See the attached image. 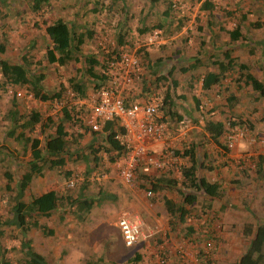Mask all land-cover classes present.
Instances as JSON below:
<instances>
[{
  "label": "rangeland",
  "instance_id": "obj_1",
  "mask_svg": "<svg viewBox=\"0 0 264 264\" xmlns=\"http://www.w3.org/2000/svg\"><path fill=\"white\" fill-rule=\"evenodd\" d=\"M97 1L102 7L95 8ZM210 1L215 5V12L214 18L209 20L207 13L202 16L198 4L189 0H172L176 9L179 10V16H187V24L181 32H172L170 36H165L163 33L165 44L159 42L141 47L140 42H134L132 47L128 46L126 49L121 47L119 50L123 48L136 53L145 48L147 53H144V58L147 59L144 60L146 62L148 59L164 61L156 67L157 69L155 68L158 75L165 74L172 67L174 68L172 76L178 80V87L174 92L171 90L170 94L179 98L176 100L175 110L181 116V121H171L167 110H164L167 131L159 153L179 151L182 154L184 150H189L194 143H197L198 158L204 161L206 166L212 168V171L207 169L201 171V175L222 186L224 191L222 201L213 202L209 209V202L200 197L193 206L191 218L186 223L187 227L194 226L195 232L188 235L186 227L183 229L184 226L177 231H172L163 197L166 196L180 203L181 199L177 190L161 192L151 202L143 192L121 183L116 166L108 164L106 159L101 167L89 173L88 170L92 165L88 163L87 154L82 151H85L90 142L91 132H86L87 127L79 123L68 128L69 133L74 134L73 139L77 140V143L71 146L72 155L68 164L65 168L46 169L41 177L32 182L26 199L38 197L49 190L65 193L66 188H69V192L74 195L79 191L84 179L88 177L90 184L85 191L87 197H96L102 193L105 196H116L117 200H106L101 206L95 207L89 218L82 224L76 223L70 214L64 215L62 222H59V214H52L50 218L41 219L40 224L49 228V232H53V235L49 237L44 235L41 229H34L27 235V238L31 241L34 250L44 255L49 264H133L130 260H134L137 255L140 261L136 264H159L162 257L166 258L165 264H205L207 257L215 264H233L246 252L249 244V239L242 234L244 225L264 224V181L255 183L258 176L256 174L257 163L260 157H264V98L258 100L257 94L251 87H237L233 76L224 81L223 93L217 88L204 92L201 86V75L198 72L181 74L179 71L182 67H189L197 58H200L201 51H207L210 58L215 48H220L222 52H225L228 47L226 45L228 37L226 32L220 33V26L226 25L229 30H232L243 15L247 16V23L257 20L264 22V3L251 0ZM111 2V0H51L49 8L45 7V10L33 13L29 3L15 1L11 4L10 11H2L5 17L0 16L2 17L0 34L4 33L9 40L4 57L17 62L22 56L23 48L36 40V47L31 50L30 54L35 61H43L45 43L38 29L45 28L47 21L62 18L69 23L76 22L81 26L94 25L96 36L93 40L84 43L81 55L97 54L102 60L103 54L107 55L117 47V31L114 27L118 22L126 23L127 34H122L128 35L129 33V38H136L132 34L139 27L140 20L146 16L148 24H157L159 16L155 14L165 8L164 4H159L156 10L150 9L148 0H122L116 6L110 7ZM122 7L127 8L126 13L121 12ZM108 9L111 11L108 12ZM228 12L236 14L234 17H229ZM209 21L212 22V27L209 26ZM173 27L175 30V26ZM245 33L248 41L246 43L241 41L231 46L235 47L232 57H237L238 60L247 64L251 71L264 81V67L261 69V66H264V25L259 30L251 29ZM213 34H218L214 42L211 41ZM138 57L144 70L133 89L141 90L144 96L145 92L148 94L150 90H153L165 97L168 90L167 82L150 85L153 81L149 79L151 71L146 69L142 56ZM207 61L208 59L204 58L203 62ZM80 67L81 63H72L65 69L57 70L53 66L47 67L44 84L50 91L57 90L60 85H63L66 91H70L68 80L78 75ZM95 70L100 72L98 68ZM143 80L147 83L145 84ZM93 91L89 89L88 92L91 94ZM232 95L236 97L235 107L229 109L227 100ZM183 96L186 98L181 99L180 97ZM11 97L10 90L6 95H0V149L1 146H6L17 160L16 164L8 161L0 165V186L2 188L6 184L3 178L5 170L2 167L8 165L12 174L21 175L24 170L19 169L18 171L17 168L20 159L27 160V157L22 158L21 144L7 138L6 135L7 121L4 118L10 108L9 98ZM194 98L199 100L200 110H197ZM23 99L26 106L25 112L29 113L32 108L38 107L45 118H51L53 121L58 119L60 112H55L50 108L49 102L37 103L28 96H24ZM208 112L214 113L217 119L225 122L227 130H230V119L234 116H240L246 122L251 123L254 130L247 133L235 150L227 152L223 148L225 143L223 138L220 140L222 146L219 148L203 136L202 126L204 120L209 117ZM32 135L44 143V135L39 133V130ZM80 135L82 137H79ZM220 150L227 153L224 160L220 158L223 157ZM204 156H207L206 159ZM179 160L181 165L172 164L166 160V165L169 167L160 175L179 180L181 178L180 167L189 165L186 159L180 158ZM66 172L78 175L79 181L74 187L68 186L70 181L65 176ZM7 201L8 193L4 189L0 190L2 221L10 217ZM127 213H137L146 225L145 238L131 247L125 245L117 227L119 218ZM212 220L214 221L211 222ZM2 229L6 232L2 241L8 250L7 258L12 259V264H22L13 260L11 252L13 247L19 246L18 242L22 238L20 231L11 227ZM181 251H184V255L180 253ZM64 252L67 253L63 255ZM0 264H2L1 261Z\"/></svg>",
  "mask_w": 264,
  "mask_h": 264
},
{
  "label": "trees",
  "instance_id": "obj_2",
  "mask_svg": "<svg viewBox=\"0 0 264 264\" xmlns=\"http://www.w3.org/2000/svg\"><path fill=\"white\" fill-rule=\"evenodd\" d=\"M15 1L29 3L30 5H28L33 13H39L43 9L45 10V7L49 8L51 2V0H0V16L5 17L2 11H10L12 9L11 4ZM111 1L110 7L116 6L122 0ZM189 1L199 4V10L207 12L209 20L214 18L215 5L210 0ZM251 1L264 3V0ZM148 2L150 9L155 10L159 4L165 5L163 11L155 14L159 16L158 23L154 25L148 24L145 16L140 20L139 27L132 35L136 36V38H144L154 32L160 31L161 35L164 33L165 36H170L172 32H181L183 30L187 24V16H179V10L176 9L172 0H148ZM95 5V8L102 7V5H99V1ZM108 10V12L111 11L110 9ZM126 10V7L121 8V12H125ZM235 14L233 12L227 13L229 17H234ZM263 23L260 20L247 23V16L243 15L232 30L220 26V32H226L228 37V44H226L228 47L225 52H222L220 48H215L210 58L207 51H201L200 56H202L191 63L189 67H182L179 70L180 73L198 72L201 75V86L204 92L217 88L219 92L223 93L224 81L233 76V81L237 84V87H251L257 94V99H263L264 81L260 80L247 64L238 60L237 57H232L235 47H231L241 41L246 43L248 38L245 31L249 32L251 29L259 30L263 27ZM173 26H175V30H173ZM209 26H213L211 21H209ZM114 29L117 31V47L113 50L114 52H118L121 47L126 49L128 46L132 47L134 45L133 43L136 41V38H129V33L125 35L127 34L126 23L118 22ZM38 31H40L45 43L43 61H35V58L30 54L31 50H34L36 47V40L23 48L22 56L17 62L6 59L4 55L7 52L9 40L8 36L4 33L0 34V95H6L9 90L13 93L12 97L9 98L10 108L4 118L7 121L6 135L7 138L21 144L22 158L27 157V160L20 159L18 167L16 166L18 171H20L19 169L24 170L21 175L17 173L12 174L8 165L2 167L5 170L3 178L6 184L3 188L0 186V190L3 191L4 189L8 193L7 205L10 211V217L6 220L2 221L0 217V261L2 264H12V259L7 258L8 250H6L2 241L6 234L2 228L11 227L14 230L20 231L22 238L18 242L19 246L11 249L14 261L16 260L22 264H49L44 255L34 250L31 241L27 238V235L34 229H41L43 234L49 237L53 235V232H49V228L40 224L41 219L50 218L52 214H59V222H62L64 215L70 214L76 223L82 224L89 218L95 207L101 206L106 200H117L116 196H105L102 193H99L96 197H87L85 191L90 184L88 177L84 179L79 191L74 195L69 192V188H66L65 193L50 190L38 197L31 198L30 200L26 199L32 182L41 177L46 169L51 167L65 168L68 164L72 155L71 146L77 143V140L73 139L74 134L69 133L68 128L81 122L78 118V112H76L75 106L72 103L63 107L56 121H53L51 118H45L38 107L32 108L27 113L25 112L24 96H31L37 103H53L59 100L66 92L65 87L60 85L57 90L50 91L44 84L45 70L51 66L55 67V70L65 69L72 63H81L78 75L68 80L69 89L78 98H86L89 94V89L96 90L108 85L107 78L101 72L105 67L107 55L103 54L102 60L101 56L97 54L90 56L81 55L84 43L93 40L96 36L94 25L91 27L87 25L81 26L76 24V22L69 23L62 18H57L51 20V22L47 21L45 28L42 30L39 28ZM217 35L213 34V37H211L212 42L216 40ZM144 53H147L145 48L136 52L138 56H142L146 69L151 71V78L149 79L153 81L150 85L167 82L168 90L165 95L164 110H167L171 121L180 122L181 116L175 110L177 106L176 100L179 98L170 94L171 90L174 92L178 87V80L172 76L174 68L172 67L165 74L158 75L155 70L157 65H152L150 59L146 62L144 59L147 58H144ZM204 58L208 59V63L203 62ZM214 59L216 61H213ZM263 67L261 66V69ZM95 68H98L100 72H97ZM144 83L146 84L147 82L144 81ZM19 91L24 93V96L18 97L16 93ZM140 95L128 97V104L140 102L142 95H144L143 92ZM180 98L184 99L186 97ZM194 101L197 110H200L199 100L194 98ZM227 101L229 109H233L236 97L234 98L232 95ZM208 113L209 117L204 120L202 126L203 136L221 147L220 140L224 139V135L228 132L227 124L217 119L214 113ZM236 127L244 129L247 132L254 130L253 125L243 120L240 116H234L233 119H230L229 128L233 129ZM38 130L39 133L44 135V143H41V140L32 135L36 131L38 132ZM88 131L91 132L89 128H86V132ZM123 133L124 129L115 120L106 122L99 133L91 132L90 142L85 151H82V153L87 154L89 157L87 159L88 163L92 165L91 169L88 170L89 173L101 167L104 159L107 160L108 164L114 165L125 154V147L117 139ZM196 148L197 143H194L189 150H184L182 154L179 151L173 153L174 157L186 159L189 163L187 167H180L181 178L179 180L174 177L169 178L168 176H164L163 178L155 179L153 184L155 194L165 192L166 190H177L181 202L176 203L164 196V207L170 218L169 225L172 231H177L184 226L183 229L186 227L188 235H192L195 232L194 226L187 227L186 223L191 218L193 206L199 198L201 197L203 200L208 201V208L210 209L213 202L222 201L224 197V191L220 184L212 182L207 177L201 175V171L205 169L212 171V168L206 166L204 161L197 157ZM223 148L229 152L226 143H224ZM16 160L17 158L12 156L6 146H1L0 165H4L8 161L16 164ZM263 170L264 157H260L257 163L256 174H262ZM171 174L173 175L172 172ZM65 176L70 181L74 177V174L66 172ZM155 198L150 201H154ZM145 228L146 225L144 232ZM242 234L246 239H249V244L246 252L233 264H264V224H245ZM66 253L64 252L63 255ZM139 261L140 257L137 255L134 260H130V263L136 264ZM205 264L215 263L207 257Z\"/></svg>",
  "mask_w": 264,
  "mask_h": 264
},
{
  "label": "built area",
  "instance_id": "obj_3",
  "mask_svg": "<svg viewBox=\"0 0 264 264\" xmlns=\"http://www.w3.org/2000/svg\"><path fill=\"white\" fill-rule=\"evenodd\" d=\"M163 41L161 32L158 31L142 39L136 38L135 42H140L142 47L166 42ZM113 52L107 54L102 70L108 81L107 86L94 90L83 99L78 98L70 89L59 100L50 103L49 107L59 113L65 105L72 103L78 112L80 124L93 133H99L106 122L117 121L124 129L123 135L117 139L126 150L115 164L118 178L124 185L143 192L148 200H152L157 196L153 190L155 173L160 174L169 167L166 160L172 164L179 162L172 151L155 153L151 149L153 142L163 143L165 139L167 131L164 118L165 97L150 90L145 100L128 104L127 98L133 93L134 84L142 77L144 69L135 52L131 53L123 48ZM10 94H13L12 91ZM16 95L22 97L24 93L17 92ZM247 133L238 127L228 130L224 135L228 150H235ZM78 181V175H74L68 186L74 187ZM117 227L127 247L138 244L146 236L145 223L137 213L123 214L118 220ZM180 253L184 255V251ZM165 263L166 258H160L159 264Z\"/></svg>",
  "mask_w": 264,
  "mask_h": 264
},
{
  "label": "crops",
  "instance_id": "obj_4",
  "mask_svg": "<svg viewBox=\"0 0 264 264\" xmlns=\"http://www.w3.org/2000/svg\"><path fill=\"white\" fill-rule=\"evenodd\" d=\"M199 5V4H198ZM200 6V5H199ZM200 11V10H199ZM201 12V14H202V16H205V13H207V12H205V11H200ZM208 15V14H207ZM224 27H226V25H223ZM227 29H229L228 27H226ZM221 33V32H220ZM164 42V41H163ZM164 43H166V42H164ZM163 43V44H164ZM163 44H161V45H163ZM235 45V44H234ZM160 46V45H159ZM152 62V65H157V66H160L163 62L161 61V60H156V61H151ZM140 91V92H139ZM141 94V90H137V89H133V93L129 96V97H132V96H141L140 95ZM146 92H145V96L144 95H142V98H141V100L140 101H143V100H145V98H146ZM148 95V94H147ZM81 136V135H80ZM79 136V137H80ZM82 137V136H81ZM161 144L162 143H160V142H153L152 144H151V149H152V151H154L155 153H159V150H160V146H161ZM217 145V144H216ZM220 148V147H219ZM243 150L244 149H246V148H242ZM221 151V150H220ZM162 152V151H161ZM160 152V153H161ZM222 152V155H223V157H220V158H223L222 160H224L225 159V157H226V152H224V151H221ZM197 157H198V155H197ZM206 157L207 156H204V158L206 159ZM179 160V159H178ZM178 164H180L181 165V163H180V160H179V162H178ZM115 165V164H114ZM113 165V166H114ZM116 166V165H115ZM173 167V166H172ZM215 169V168H214ZM216 170V169H215ZM218 171V170H217ZM162 173H164V171L162 172ZM155 176H156V179H159V178H163L165 175H160V174H157V173H155ZM263 181H264V170H263V173L262 174H260V175H258L257 177H256V180H255V183H263ZM260 185V184H259ZM50 191V190H49ZM161 193V192H160ZM40 196V195H39ZM264 200V199H263ZM195 206V205H194ZM224 206V205H223ZM223 206H221V209H223ZM263 209H264V206H263Z\"/></svg>",
  "mask_w": 264,
  "mask_h": 264
}]
</instances>
